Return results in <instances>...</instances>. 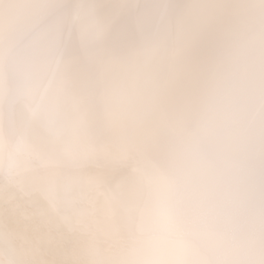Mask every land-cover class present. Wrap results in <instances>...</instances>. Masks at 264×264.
Returning a JSON list of instances; mask_svg holds the SVG:
<instances>
[{
    "label": "bare ground",
    "instance_id": "6f19581e",
    "mask_svg": "<svg viewBox=\"0 0 264 264\" xmlns=\"http://www.w3.org/2000/svg\"><path fill=\"white\" fill-rule=\"evenodd\" d=\"M264 44V0H0V264H137L150 170ZM264 214V124L247 134Z\"/></svg>",
    "mask_w": 264,
    "mask_h": 264
},
{
    "label": "clouds",
    "instance_id": "9594fccd",
    "mask_svg": "<svg viewBox=\"0 0 264 264\" xmlns=\"http://www.w3.org/2000/svg\"><path fill=\"white\" fill-rule=\"evenodd\" d=\"M264 124V44L205 102L183 137L162 144L142 201L137 264H264V214L248 197L247 134Z\"/></svg>",
    "mask_w": 264,
    "mask_h": 264
},
{
    "label": "snow or ice",
    "instance_id": "6c2138e0",
    "mask_svg": "<svg viewBox=\"0 0 264 264\" xmlns=\"http://www.w3.org/2000/svg\"><path fill=\"white\" fill-rule=\"evenodd\" d=\"M2 264H16V262L11 260H5L2 262Z\"/></svg>",
    "mask_w": 264,
    "mask_h": 264
}]
</instances>
